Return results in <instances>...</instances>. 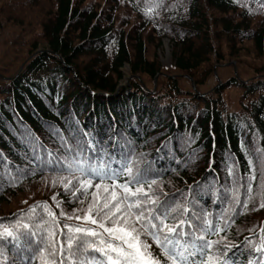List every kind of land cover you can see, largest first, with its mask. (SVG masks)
<instances>
[{"label":"trees","instance_id":"16d2710c","mask_svg":"<svg viewBox=\"0 0 264 264\" xmlns=\"http://www.w3.org/2000/svg\"><path fill=\"white\" fill-rule=\"evenodd\" d=\"M27 2L31 5L25 8L49 9L51 14L43 21L27 17L25 41L9 29L21 26L14 18L1 34L5 42L0 41V264H44L48 258L47 248L43 258L38 251L18 248L9 231L33 247L35 238L55 239L57 248L61 244L68 248L67 236L84 234L76 233V226L102 232L97 225L76 219L88 214L96 218V205L104 196L103 190L94 188L96 180L81 195L82 189L72 187L75 177L40 162L48 157L38 145L36 159L28 162L33 156L29 134L53 154L63 152L49 125L69 144L73 133L87 132L110 153L131 146L132 160L140 168L150 164L158 174L149 194L158 193L161 200L174 198L188 208L185 216L195 209L210 226L219 224L221 231L205 234L214 241L205 259L218 255L219 242L224 255L217 264L226 257L234 264H264V73L254 81L233 78L206 95L191 86L194 82L198 88L197 73L217 56L212 34L220 30L230 47L234 39L249 41L256 56L264 59V23L253 27L264 17V0ZM13 5L12 0H0V11ZM31 21L38 23L34 37ZM166 41L171 65L189 76V90L180 82L183 77L170 76L160 61ZM40 44L46 48L37 52ZM125 66L133 79L118 91ZM164 74L167 77L158 86ZM146 79L154 86L158 79L157 87L149 88ZM231 86L243 89L247 103L239 112L222 102L223 92ZM126 179L121 175L118 182ZM65 180L70 181L68 189L63 187ZM93 191L99 199L89 213ZM48 211L54 214L55 226ZM50 228L55 233L51 238ZM146 242L164 264L160 249L150 238ZM56 259L59 264V255ZM65 259L74 264V257Z\"/></svg>","mask_w":264,"mask_h":264},{"label":"snow or ice","instance_id":"6c2138e0","mask_svg":"<svg viewBox=\"0 0 264 264\" xmlns=\"http://www.w3.org/2000/svg\"><path fill=\"white\" fill-rule=\"evenodd\" d=\"M48 130L53 136L60 138L63 152L53 154L44 149L36 137L29 134L27 139L33 145V156L28 162L36 159L38 145L48 157L42 158L40 162L57 168L60 173L75 177L77 183L72 187L82 189L81 195L87 194L88 189L93 186V180H96L94 188L104 192L103 202L96 205V218L88 214L76 219L83 218L90 224L97 225L102 232L90 227L82 229L76 226L74 231L84 234L79 237L67 236L65 240L68 248L63 244L57 248L55 239L45 241L43 238H35L33 247L23 244L19 235L9 231L7 235L18 248L26 252L38 251L42 258L47 248L48 258L44 260V264H57V255L60 257L59 264H72L65 259L66 256L74 257V264H161L146 242L149 238L166 257L164 264H217L219 256L224 255V250L219 242H216L218 255H207L205 259L214 244L212 239H205V234L212 236L221 231L219 224L210 226L202 219L201 212L195 209L185 216L188 208L177 204L174 198L161 200L160 194H149L158 174L152 170L150 164L140 168L132 160L134 152L131 146L128 151L110 153L101 141L94 139L87 132L73 133L72 143L69 144L54 126L49 125ZM248 164L251 170V160ZM121 175H126L127 179L118 182ZM69 182L64 181L65 189H68ZM92 197L89 213L99 199L97 191L92 192ZM48 216L55 226L54 214L48 211ZM65 227L70 233L73 231L72 226ZM24 235L34 236L33 233ZM47 235L51 238L55 233L50 228ZM73 241H76L75 247H72ZM2 251L0 248V254ZM27 259L25 256L24 260ZM221 264H234V261L226 257Z\"/></svg>","mask_w":264,"mask_h":264},{"label":"rangeland","instance_id":"374dc122","mask_svg":"<svg viewBox=\"0 0 264 264\" xmlns=\"http://www.w3.org/2000/svg\"><path fill=\"white\" fill-rule=\"evenodd\" d=\"M12 3L14 4L12 9H9V11H0V41L2 42H5V39L1 34L5 32L7 28L12 24L13 18L14 22H17V25H21L19 27H22V31L19 29V27L15 26L9 29H15L16 31H18L21 39L25 41L27 35L29 36V34L27 33L28 29H25V27L28 28V25H26L27 17H32L33 19L42 17L41 21H43L46 18L50 17L51 14V11H49V9H40V11L38 12L36 11V9L25 8L27 5H31L27 2V0H12ZM212 11L208 10V13L213 14ZM35 13H38V15H36ZM125 15L126 14H121V17H124ZM213 16L215 17L217 16V14L215 13ZM260 17L261 18L259 19V21L255 20L253 27L257 28V26H260L262 23H264V17ZM31 24H33L32 26H34V32L32 35V37H34L38 35V33L35 32L38 23L34 24V21H31ZM209 35H211V33H209ZM212 36L215 39H213V42H216L214 47V55L217 54V56L213 58L214 61L210 65L204 66L197 73L195 80L198 84L201 83L198 88L196 87L195 83H193V85H195V88L193 89V85L189 84L187 81L189 76L178 73L171 65L172 58L170 56L171 52L168 48V41H166L164 48H162V51L160 52V61L169 71L170 76L183 77V80L180 82L183 83V86L186 88V90H189L192 86V90L198 89L200 93L210 94L219 86V83L221 82L225 83L233 78L244 81H254L264 73V59H259L256 56L255 49L254 47H252V44L249 41L234 39L230 47L227 43L228 37L225 33L222 32V30H220V32L216 35L212 34ZM44 48L46 47L40 44L37 52L41 51ZM0 57H2L1 53ZM6 61L7 59H5L3 63H5ZM127 69L128 72L126 71ZM122 72L124 75V79L120 82V86L125 87L128 86L129 83L131 85V81L133 78L130 75L128 66H125L122 69ZM165 77H167L166 74L163 75V78L159 79V85L158 79H156L155 86H160L163 83V79ZM145 81L149 88H152L154 86L150 79H146ZM243 94V89L239 88L238 86H231L227 90H225V92H223L222 102L225 107H228L235 112H239V110L242 108V105L244 103H247L244 100Z\"/></svg>","mask_w":264,"mask_h":264},{"label":"bare ground","instance_id":"6f19581e","mask_svg":"<svg viewBox=\"0 0 264 264\" xmlns=\"http://www.w3.org/2000/svg\"><path fill=\"white\" fill-rule=\"evenodd\" d=\"M126 71L128 72V69Z\"/></svg>","mask_w":264,"mask_h":264}]
</instances>
